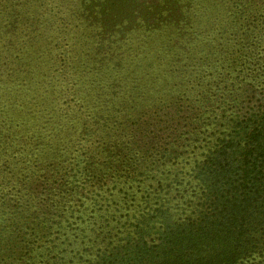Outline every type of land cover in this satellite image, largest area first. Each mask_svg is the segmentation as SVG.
<instances>
[{
    "label": "rangeland",
    "instance_id": "rangeland-1",
    "mask_svg": "<svg viewBox=\"0 0 264 264\" xmlns=\"http://www.w3.org/2000/svg\"><path fill=\"white\" fill-rule=\"evenodd\" d=\"M253 61L264 64V0H0V130L14 148L0 157V264H95L140 234L161 243L196 209L195 166L230 110L198 96L187 125H204L181 141L156 107ZM99 67L100 93L81 94ZM6 80L20 81L14 100ZM253 83L247 106L264 104V78ZM255 251L242 264H264V244Z\"/></svg>",
    "mask_w": 264,
    "mask_h": 264
},
{
    "label": "trees",
    "instance_id": "trees-1",
    "mask_svg": "<svg viewBox=\"0 0 264 264\" xmlns=\"http://www.w3.org/2000/svg\"><path fill=\"white\" fill-rule=\"evenodd\" d=\"M236 15L243 13L237 12ZM253 16L256 17L255 14ZM235 28L238 30L240 26L236 25ZM242 34L249 37L254 31L250 28L243 30ZM218 53L221 58L225 56L224 65L232 67V63L237 64L233 60L232 51L228 53L223 47ZM259 65L260 61H253L252 67H248L246 71L242 69L244 77L236 80L241 84H237L234 78H228L226 71H220L217 75L219 82L203 89L202 95H197L194 86L185 85L184 93L173 95L160 108L156 107V112H159L162 118L166 116L169 119L166 131L182 141L186 131L195 135L204 125L203 116L192 120L194 129L187 125L189 113L194 111L195 105L200 106L197 104L198 96L204 98L209 105H214L213 100L217 98L216 101L227 105L224 109L230 110V113L223 116L225 120L222 119L227 122L228 130L215 137L213 147L195 166L198 167L195 177L201 187V195L198 197L200 201L196 203V209L183 221L168 223L164 229L166 235L161 243L150 244L140 234L134 242L135 249L131 247L120 250V256L118 252L107 255L95 264H242L243 259L248 258L264 244V233L256 231L259 226L264 229V104L247 106V97L255 90L253 79L264 78V64L261 68ZM242 71L239 70L236 78L241 76ZM94 75L92 79L90 75H84L83 79L78 81L80 88L77 90L81 94L100 93L102 82L108 79V75L104 71L100 74V67ZM14 81H4L7 85H12H8L10 89L4 85V96H7L8 100L16 99L21 93L14 90L20 87V81ZM192 90L196 92L194 98L188 93ZM176 96L178 98L173 99ZM228 104H231V108ZM239 104L242 106L232 108ZM159 122L156 120L152 123ZM148 126L145 125L144 128ZM151 134L148 131L142 139L147 138L148 142ZM4 135L10 137L7 132L0 130V157L4 149L10 147V152L14 149L11 144L5 147L6 143L10 142ZM4 154H7V151Z\"/></svg>",
    "mask_w": 264,
    "mask_h": 264
}]
</instances>
